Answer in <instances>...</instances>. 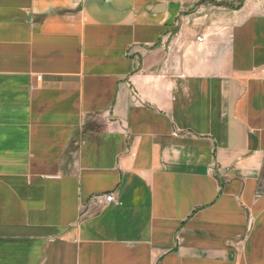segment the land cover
I'll list each match as a JSON object with an SVG mask.
<instances>
[{
    "label": "crops",
    "instance_id": "crops-1",
    "mask_svg": "<svg viewBox=\"0 0 264 264\" xmlns=\"http://www.w3.org/2000/svg\"><path fill=\"white\" fill-rule=\"evenodd\" d=\"M0 264H264V0H0Z\"/></svg>",
    "mask_w": 264,
    "mask_h": 264
},
{
    "label": "built area",
    "instance_id": "built-area-1",
    "mask_svg": "<svg viewBox=\"0 0 264 264\" xmlns=\"http://www.w3.org/2000/svg\"><path fill=\"white\" fill-rule=\"evenodd\" d=\"M202 40H203L202 37H198L197 38V41H199V42H201ZM101 198L104 199L108 203H114L113 194H108V195H105V196H103Z\"/></svg>",
    "mask_w": 264,
    "mask_h": 264
}]
</instances>
